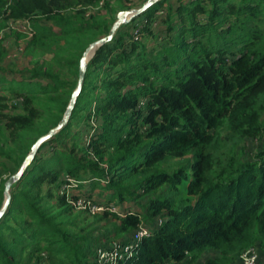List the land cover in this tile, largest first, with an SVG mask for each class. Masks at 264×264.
Masks as SVG:
<instances>
[{"label":"trees","instance_id":"obj_1","mask_svg":"<svg viewBox=\"0 0 264 264\" xmlns=\"http://www.w3.org/2000/svg\"><path fill=\"white\" fill-rule=\"evenodd\" d=\"M123 1L0 0V30L10 19H28L34 31L24 44L27 77L9 87L15 109L3 113L11 105L0 95V154L12 173L62 118L80 57L108 33L127 8ZM166 1L121 24L88 60L67 124L40 145L10 188L0 264H98L97 227L73 228V207L58 193L62 174L77 187L105 179L109 200L143 196L147 222L163 219L117 264H241L250 246L264 253V139L253 159L235 153L239 141L264 131V0ZM162 14V42L147 49L141 36ZM5 54L0 40V62ZM65 69L74 77H64ZM83 110L99 127L81 145L71 136L68 148L70 122ZM46 145L48 155L39 156ZM98 218L111 221L109 232L124 241L143 223L135 212L105 210ZM207 251L216 255L200 260Z\"/></svg>","mask_w":264,"mask_h":264},{"label":"rangeland","instance_id":"obj_2","mask_svg":"<svg viewBox=\"0 0 264 264\" xmlns=\"http://www.w3.org/2000/svg\"><path fill=\"white\" fill-rule=\"evenodd\" d=\"M146 0H127L123 1L127 8L126 9H137L139 8L143 2ZM180 1L184 0H167L164 5L166 6L173 5L176 6ZM90 12V11H88ZM102 12L104 10L102 9ZM159 12H156L153 15V18L158 15ZM160 19L159 17L157 19L160 20H154L151 24L152 26L150 32H143L141 36L142 43L146 46L147 49H150L151 47L157 46V44H160L162 41L158 40L162 37L165 33V27L167 26L163 22V14ZM124 29V28H123ZM135 31V30H134ZM133 31V33H134ZM20 34V33H19ZM3 38L4 43L8 46L6 48V54L5 58L0 62V95H6V102L11 108H5L3 109V113L11 112L13 109L12 104L15 100V95L10 93L9 87L14 86L13 81L21 80L23 77H27V68L30 67L29 65V59L30 57L23 51L22 53H17L16 51V45L18 43H25L26 39H23L20 35L16 33V31L7 32L4 34ZM8 42V43H7ZM9 44V45H8ZM9 54V56H7ZM13 55H16L12 57ZM45 58H50V55H45ZM62 75L68 79L73 78L74 75H70L68 70H63ZM5 80V81H3ZM8 80V81H7ZM11 83V84H10ZM98 83V82H97ZM13 108V109H12ZM20 108H17V111ZM88 111V110H87ZM86 110H83L82 112H79V114L74 117L70 122V135L64 140V142L67 144L68 148H71L73 145V141L71 139V136H76L75 139L77 142V145H81L82 143H87L90 141V137L92 134H94L95 130L99 127L100 121L95 118V116L87 118V112ZM264 119V116H263ZM6 122V119L1 118L0 116V123L4 127V124ZM4 133H8V129L4 128ZM261 136L259 137H247L237 143L235 146V153L237 156H239L241 159L249 160L253 159L255 151L259 148L261 141L264 139V131L262 132ZM74 139V140H75ZM2 138L0 139V145L2 144ZM49 145L44 146L39 152V156L46 157L48 155L47 151L49 149ZM79 147L77 146L75 150H77ZM79 155H83L82 152L78 151ZM14 168L13 163L11 160H8L5 156L0 154V189H1V182L2 180L6 179L10 175L14 174L12 173V170ZM12 173V174H11ZM64 176V174H62ZM92 181L96 180H86L79 183L78 187L71 189V193L73 196L77 197H84L86 199H90L95 205H102V206H109L110 208L114 207L115 210L112 212H116L119 216H123L127 212H135L141 215L143 223L145 225H152L156 222L155 219L154 223L147 222V218H145V212H146V206L145 202L146 199L143 196L138 197L137 199L133 200H127L124 202L119 203L117 199L109 200V194L112 193V190L109 188H106V180L102 179L99 181H96V186L93 187ZM46 189V186L44 187V190ZM4 191V190H3ZM4 200V199H3ZM54 203V199L52 200ZM68 203V202H67ZM69 204V203H68ZM112 205V206H111ZM78 211H84L80 214L75 215L78 213ZM103 211H86L81 210L77 208H73L72 214H69V219L75 220L73 228L76 227H86V231L92 230V246H95V250L98 248H109L113 242H123L124 237H115L112 232H109L111 229V221L108 219H99L98 216L101 215ZM76 216V217H75ZM111 217V216H110ZM109 217V218H110ZM216 252H208L205 254H202L200 257V260H204L206 257L215 256ZM237 264V263H235Z\"/></svg>","mask_w":264,"mask_h":264},{"label":"built area","instance_id":"obj_3","mask_svg":"<svg viewBox=\"0 0 264 264\" xmlns=\"http://www.w3.org/2000/svg\"><path fill=\"white\" fill-rule=\"evenodd\" d=\"M20 32L25 34V39L32 37L34 31L29 23L28 19H10L6 26L0 30V40L3 43V46L7 48L8 46L4 43V34L7 32ZM138 30L134 31V37L137 38ZM8 43V42H7ZM25 43H18L16 45L17 53H22L24 51ZM9 45V44H8ZM9 56V54H7ZM16 55H13L14 57ZM78 182L73 178L64 174L62 177V182L58 188V193L65 196L66 201L73 207L86 211H114L115 208H110L109 206L95 205L90 199L84 197L73 196L71 189L77 187ZM112 206V205H111ZM162 218H157L156 222L152 225H145L140 223L138 227L133 231L128 240L123 242H113V244L105 249L98 248L96 250V261L98 264H117L123 259L132 256L133 248L137 242H139L143 237L149 236L152 234L154 228L159 226L162 223ZM239 260L241 264H264V253H261L257 246H250L247 249H244L239 255ZM164 264H172L171 262H165Z\"/></svg>","mask_w":264,"mask_h":264},{"label":"water","instance_id":"obj_4","mask_svg":"<svg viewBox=\"0 0 264 264\" xmlns=\"http://www.w3.org/2000/svg\"><path fill=\"white\" fill-rule=\"evenodd\" d=\"M157 1H159V0H146L137 9H124V10L119 11L116 14V19L112 23L108 33L106 35L98 38L97 40L91 42L87 46V48L84 50L82 56L79 59L76 86L71 93L70 100L67 104V107L63 113L62 118L60 119V121L57 123L56 126H54L48 132H46L45 134L40 136L32 144L30 151L27 153V155L23 159V161H22L21 165L19 166V168L17 169V171L14 174L10 175L7 178V180L5 181V183H4V200H3V203L0 207V218L4 215V213L7 210L8 205H9L10 198H11L10 188H11L12 184L21 178V176L23 175V173L25 172L27 167L31 164V162H32L37 150L39 149L40 145L43 142H45L46 140H48L49 138H51L58 130H60L63 126H65L67 124V122L70 118L71 112L74 108L76 99H77L78 95L80 94L82 86H83L88 60L93 55L94 51L99 46L103 45L104 43L111 41L116 30L119 28V26L121 24L129 22L133 17H135L136 15H139L140 13L145 11L147 8H149L151 5H153Z\"/></svg>","mask_w":264,"mask_h":264},{"label":"crops","instance_id":"obj_5","mask_svg":"<svg viewBox=\"0 0 264 264\" xmlns=\"http://www.w3.org/2000/svg\"><path fill=\"white\" fill-rule=\"evenodd\" d=\"M208 252H211V251H207V252H205V253H208ZM212 252H213V251H212ZM205 253H204V254H205ZM210 257H212V256H210ZM206 258H207V257H206ZM206 258H204V259H206Z\"/></svg>","mask_w":264,"mask_h":264}]
</instances>
